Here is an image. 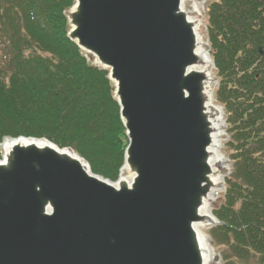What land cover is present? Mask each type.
Wrapping results in <instances>:
<instances>
[{"label":"water","instance_id":"water-1","mask_svg":"<svg viewBox=\"0 0 264 264\" xmlns=\"http://www.w3.org/2000/svg\"><path fill=\"white\" fill-rule=\"evenodd\" d=\"M72 1L67 36L90 66L108 73L128 142L123 166L113 183L71 150L5 139L0 264H204L203 230L221 225L207 211L224 192L227 170L204 1ZM202 45L207 70L196 53Z\"/></svg>","mask_w":264,"mask_h":264},{"label":"trees","instance_id":"trees-1","mask_svg":"<svg viewBox=\"0 0 264 264\" xmlns=\"http://www.w3.org/2000/svg\"><path fill=\"white\" fill-rule=\"evenodd\" d=\"M72 0H0V142L47 139L71 148L93 174L115 181L127 145L107 73L89 67L67 37ZM208 38L231 135L233 173L214 229L234 256L264 264V0H219ZM230 236V238H229Z\"/></svg>","mask_w":264,"mask_h":264},{"label":"rangeland","instance_id":"rangeland-1","mask_svg":"<svg viewBox=\"0 0 264 264\" xmlns=\"http://www.w3.org/2000/svg\"><path fill=\"white\" fill-rule=\"evenodd\" d=\"M204 1V19L203 21V31L204 29H206L204 31V39L207 41V9L208 7L214 3L217 2L219 0H203ZM209 40V38H208ZM206 48L210 57L211 54V49L209 46V43L207 41L206 43ZM1 56H5V51L3 49V47L0 46V57ZM211 58V57H210ZM213 75L215 80L217 79L216 77V71L213 69ZM215 86L219 87V83H218V79L215 81ZM217 90V88H216ZM214 92V97L216 98V94L217 92ZM214 98V99H215ZM215 102L218 106H220L219 103H217L216 99ZM221 107V106H220ZM223 107V106H222ZM224 111H223V116L226 119L224 128H223V138H222V143L220 145V150H219V154L220 156L223 158L224 162H226V171H222L221 173L224 175L223 180L225 181L232 173H233V162L231 161V154L233 153V149L231 148L230 142H231V135H229L228 133V125H227V116L225 114V108L223 107ZM224 119V121H225ZM224 183V192L222 193V195L219 197V199L212 205L211 207V212L213 215H215L214 213L219 211V209L224 205L225 200H224V195H225V190H226V186H225V182ZM220 226H212V227H207L205 230H203V232L205 233V235L207 236V240L208 242H210V245L213 248V252H214V257L216 258V262L212 263V264H258L259 261V255L255 252H253L252 250H249V254L248 257L246 259H239L238 257L234 256V251L232 250L231 247V241L228 239H225L223 237V235H220L218 232H216L214 229H217ZM230 238V236H229Z\"/></svg>","mask_w":264,"mask_h":264},{"label":"bare ground","instance_id":"bare-ground-1","mask_svg":"<svg viewBox=\"0 0 264 264\" xmlns=\"http://www.w3.org/2000/svg\"><path fill=\"white\" fill-rule=\"evenodd\" d=\"M200 42H201V39H200ZM199 42V40H198V43H200ZM202 43V42H201ZM197 55L199 56V58L201 59V61L203 62V68L202 69H205V70H207L208 69V67H209V59L207 58V56H206V54H205V51H204V47H203V45L202 46H199L198 47V50H197ZM213 106V104L211 103V101H209V109H210V107H212ZM214 108V109H213ZM212 109L214 110V111H217V108L216 107H212ZM218 114V113H217ZM220 115H218V117L216 118V119H214V121H213V129L212 130H214V133H212V140L214 141V143H216L217 145H218V143H219V139H218V135L221 133V124H222V121L220 120ZM221 137V136H220ZM25 142H29L28 140H26V141H24V140H21L20 141V143H25ZM32 142H35V143H37V144H40V145H47V143L45 142V141H43V140H41V141H39V140H35V141H32ZM9 143H10V141H7V143H5V144H2L1 146H0V149H1V151L3 150V149H5L6 148V146H8L9 147ZM209 151H210V153H212V152H216L215 151V149L213 150L212 148H210L209 149ZM0 163H2V161H0ZM81 163V162H80ZM221 163H222V160L219 158V157H217V158H215V159H213V161L211 162V165H212V170H213V172H214V174H215V178L216 179H214L215 181H216V183H217V185L219 186L220 185V183H221V178L219 179V178H217L216 177V175H217V169L216 168H218V167H220L221 166ZM81 165L83 166V168L88 172V168L86 167V165L85 164H82L81 163ZM218 166V167H217ZM125 169H126V167H125ZM128 182H129V180H127ZM217 199V197L215 196V195H213V197H212V200L213 201H215ZM211 200V199H210ZM207 213H208V215L213 219V215L212 214H210L208 211H207ZM213 221H214V219H213ZM198 227V226H197ZM196 226H193V229H194V231H197L198 232V228H197ZM200 232V231H199ZM199 234V233H198ZM201 234V233H200ZM200 234H199V236H200ZM202 237V238H201ZM201 237H200V242L201 243H203V238H206L205 236H204V234L202 235L201 234ZM206 242V248H208V251H209V253H208V256H207V258H206V256H204V264H210L211 263V257L213 256V249H212V247H211V245H209L208 244V242L207 241H205ZM204 253V252H203Z\"/></svg>","mask_w":264,"mask_h":264}]
</instances>
